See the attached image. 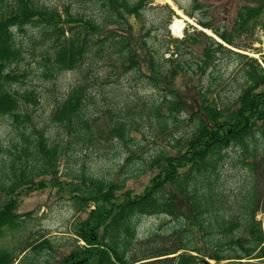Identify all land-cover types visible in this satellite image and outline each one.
<instances>
[{"label": "trees", "instance_id": "16d2710c", "mask_svg": "<svg viewBox=\"0 0 264 264\" xmlns=\"http://www.w3.org/2000/svg\"><path fill=\"white\" fill-rule=\"evenodd\" d=\"M151 3L0 0V119L13 130L0 150V236L23 229L22 199L48 189L80 214L70 243L0 249V264H264V59L231 49L251 48L264 0H245L230 31L199 22L222 43L195 30L159 40L143 19ZM107 145L123 150L117 178L79 161ZM145 217L161 223L140 236Z\"/></svg>", "mask_w": 264, "mask_h": 264}, {"label": "rangeland", "instance_id": "374dc122", "mask_svg": "<svg viewBox=\"0 0 264 264\" xmlns=\"http://www.w3.org/2000/svg\"><path fill=\"white\" fill-rule=\"evenodd\" d=\"M40 1L50 7H56L64 2V0ZM171 1L172 3L168 4L166 3V0H152V3L147 7V11L143 16L147 28L153 27L154 34L158 35L159 40L162 38H165L166 40L182 39L188 32H193L194 30L205 33L207 36L218 40L212 30H204L199 22L202 21L204 23H209L214 26V28H224L230 31L235 24L238 9L245 4V0H197L198 9L192 12L195 17L190 18L182 11V14L186 17L183 18L176 10H180V7H183L188 11H193L194 0ZM167 6L175 12V15L171 17L170 23L166 26L169 17ZM177 21L179 22L177 25L182 24L183 27L181 35L173 34V31L170 28L171 25ZM189 26H192V28H189ZM247 43L249 44V42ZM232 50L241 54L247 53L248 57L257 59L259 62H262L264 59V46L258 45L257 41H254L251 48L248 50L233 48ZM201 51V45L195 46L192 55L196 57L195 55L199 54ZM219 64L221 65L223 72L228 71V73L231 74H233L237 68V63L232 59L219 60ZM65 78V85H69L72 76L68 74ZM40 90L46 95L47 91L44 86L41 85ZM141 94L143 95V92H141ZM50 111V101L47 100V98H43L42 103L38 106L37 112L43 117H48ZM179 119L187 121L185 117H179ZM186 124L187 123L185 122L182 126H185ZM182 130L183 129L181 128V131ZM12 139L13 130L8 121L6 119H0V150L1 147H8ZM144 146L148 151V149L153 148L155 145L150 144L147 146L144 143ZM83 149L84 150H81L82 153L79 155V161L81 165L83 163L86 165V169L89 172L106 178L119 177V167L123 164L120 160V154L123 150L109 145L102 147L100 150H93L84 147ZM140 152L141 151H137V155H139ZM2 156L3 155L0 151V159ZM63 169L64 163L61 166V170ZM145 180L147 181V179ZM145 180L142 179L138 184H136V182H130V186L140 188ZM59 197L57 191L51 189L24 197L20 206V213H31V218L28 219V222L23 229L11 232L6 231L3 236H0V249L14 250L20 245H34L36 242H42L43 238L56 242V245L58 246L63 245L64 243H70L72 237L70 234L71 223L80 216V214L77 212L73 202L67 200V198L61 201L59 200ZM4 202L5 197L0 195V207ZM258 218L261 220L264 219L263 215H260ZM160 223L161 220L156 217H145L141 219L139 224L140 236L149 235L159 226ZM69 250V248H62L58 251L57 258L62 253L69 252ZM51 254L52 253L50 252H46V254L43 253L40 258L41 262L44 263L49 258L48 255Z\"/></svg>", "mask_w": 264, "mask_h": 264}, {"label": "bare ground", "instance_id": "6f19581e", "mask_svg": "<svg viewBox=\"0 0 264 264\" xmlns=\"http://www.w3.org/2000/svg\"><path fill=\"white\" fill-rule=\"evenodd\" d=\"M166 3H172V1L171 0H166ZM177 11V13L180 15V16H182L183 18H186L183 14H182V12L180 11V10H176ZM179 22L177 21V22H175V23H173L172 25H171V30L173 31V34H175V35H181L182 34V29H183V27H182V24L181 25H177Z\"/></svg>", "mask_w": 264, "mask_h": 264}, {"label": "built area", "instance_id": "2783aa9c", "mask_svg": "<svg viewBox=\"0 0 264 264\" xmlns=\"http://www.w3.org/2000/svg\"><path fill=\"white\" fill-rule=\"evenodd\" d=\"M261 35H263V32H260Z\"/></svg>", "mask_w": 264, "mask_h": 264}, {"label": "water", "instance_id": "95a60500", "mask_svg": "<svg viewBox=\"0 0 264 264\" xmlns=\"http://www.w3.org/2000/svg\"><path fill=\"white\" fill-rule=\"evenodd\" d=\"M189 28H192V26H189Z\"/></svg>", "mask_w": 264, "mask_h": 264}]
</instances>
